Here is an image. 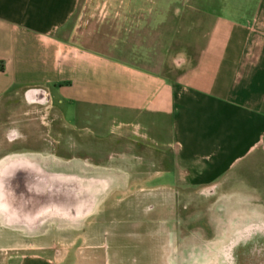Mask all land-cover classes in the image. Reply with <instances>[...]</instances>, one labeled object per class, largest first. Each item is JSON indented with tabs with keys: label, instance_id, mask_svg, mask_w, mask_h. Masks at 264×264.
<instances>
[{
	"label": "crops",
	"instance_id": "1",
	"mask_svg": "<svg viewBox=\"0 0 264 264\" xmlns=\"http://www.w3.org/2000/svg\"><path fill=\"white\" fill-rule=\"evenodd\" d=\"M80 2L0 0V139H38L41 109L68 146L82 140L95 156L113 154L116 170L144 165L146 182L206 185L256 157L264 165V0H213L194 46L174 58L175 76L81 45L71 28ZM135 2L125 4L131 15ZM114 11L120 23L124 5ZM10 154L0 152V163ZM16 166L0 185L9 197L11 187H26ZM61 260L8 254L0 264Z\"/></svg>",
	"mask_w": 264,
	"mask_h": 264
},
{
	"label": "rangeland",
	"instance_id": "2",
	"mask_svg": "<svg viewBox=\"0 0 264 264\" xmlns=\"http://www.w3.org/2000/svg\"><path fill=\"white\" fill-rule=\"evenodd\" d=\"M212 1L136 0L131 15L125 11L130 0H81L71 28L83 46L175 76L174 58L194 46L195 28L211 13ZM121 3L117 23L114 7ZM39 110L38 139H0V152H11L0 163V185L18 174L20 163L26 183L11 187L10 197L0 186V211L9 217L0 220V247L7 249L0 259L27 254L61 264H264V165L258 157L216 183L146 182L151 171L144 165L116 170L113 154L95 156L82 140L68 146L59 126ZM92 147L98 153L106 146ZM19 148L26 154L14 155Z\"/></svg>",
	"mask_w": 264,
	"mask_h": 264
}]
</instances>
